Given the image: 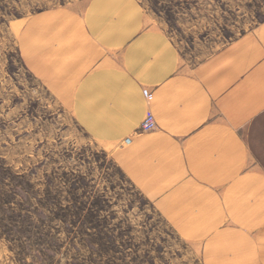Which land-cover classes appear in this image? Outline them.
Instances as JSON below:
<instances>
[{"label":"rangeland","instance_id":"obj_1","mask_svg":"<svg viewBox=\"0 0 264 264\" xmlns=\"http://www.w3.org/2000/svg\"><path fill=\"white\" fill-rule=\"evenodd\" d=\"M88 1L0 0V264H264V184L221 229L181 234L170 191L126 174L127 137L96 135L71 88L32 69L31 16ZM139 2L193 64L264 22V0Z\"/></svg>","mask_w":264,"mask_h":264},{"label":"crops","instance_id":"obj_2","mask_svg":"<svg viewBox=\"0 0 264 264\" xmlns=\"http://www.w3.org/2000/svg\"><path fill=\"white\" fill-rule=\"evenodd\" d=\"M24 32L45 43L31 46L32 69L61 79L64 95L71 88L82 124L96 135L134 134L121 164L144 191L178 200L179 233L221 229L223 216L255 198L264 184V22L196 64L149 26L139 0L49 8ZM149 114L158 129L139 133Z\"/></svg>","mask_w":264,"mask_h":264},{"label":"built area","instance_id":"obj_3","mask_svg":"<svg viewBox=\"0 0 264 264\" xmlns=\"http://www.w3.org/2000/svg\"><path fill=\"white\" fill-rule=\"evenodd\" d=\"M157 127L158 124L155 117L152 114H149L143 119L139 129L141 131H151V130H155ZM127 141H126L127 143L131 142V138L130 137L127 138Z\"/></svg>","mask_w":264,"mask_h":264},{"label":"bare ground","instance_id":"obj_4","mask_svg":"<svg viewBox=\"0 0 264 264\" xmlns=\"http://www.w3.org/2000/svg\"><path fill=\"white\" fill-rule=\"evenodd\" d=\"M128 138H129V137H128ZM130 138H131V137H130ZM126 141H127V138H126L125 142H126ZM131 141H132V138H131ZM127 142H128V141H127ZM127 142H126V143H127ZM129 143H131V142H129ZM129 143H127V144H129Z\"/></svg>","mask_w":264,"mask_h":264}]
</instances>
